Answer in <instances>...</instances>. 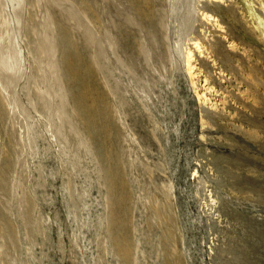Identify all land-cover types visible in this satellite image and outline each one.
Returning <instances> with one entry per match:
<instances>
[{"label":"rangeland","instance_id":"374dc122","mask_svg":"<svg viewBox=\"0 0 264 264\" xmlns=\"http://www.w3.org/2000/svg\"><path fill=\"white\" fill-rule=\"evenodd\" d=\"M217 1L154 0L152 27L130 0H0V42H12L30 74L16 97L30 105L33 92L44 93L37 101L46 105L48 141L45 169L34 172L40 184L23 178L20 190L0 197L22 227L17 254L9 243L2 250L4 264H264L256 193L264 188V0ZM67 41L79 49L77 63L93 66L89 105L112 108L115 128L99 141L74 112L61 62ZM190 47L194 84L184 68ZM0 129V161L9 170L25 135L8 134L1 122ZM31 147L18 159L27 167L36 159V170L40 155ZM110 170L126 181L118 216L127 229L119 236L132 246L128 259L112 242ZM29 215L39 220L29 228L37 233L24 230Z\"/></svg>","mask_w":264,"mask_h":264},{"label":"bare ground","instance_id":"6f19581e","mask_svg":"<svg viewBox=\"0 0 264 264\" xmlns=\"http://www.w3.org/2000/svg\"><path fill=\"white\" fill-rule=\"evenodd\" d=\"M206 1H209V2L211 1V2H214L215 5H218L216 3V2H218L217 0H206ZM130 2H132V5L136 9L137 13L141 16V18L147 24L151 25L152 27H157V20H156V18L153 17V13L155 12L154 11L155 10L154 9V0H130ZM219 6H220V4H219ZM206 10H208V9L204 5L203 11H206ZM203 15L208 20L212 18L211 15H207L206 13L204 14V12H203ZM216 22H218V21H216ZM30 31H33V30H30ZM125 33H123V34H125ZM26 35H29V34H26ZM129 35L130 34H127L126 38H128ZM7 37H9V36H7ZM2 38H4V37H2ZM11 43L12 42H8L7 45H3L0 42V122H1V126L3 125V126H6L8 128L7 129L8 134H10V130H11L15 137H17L18 135L21 134V137L23 135H25V138L22 141L23 143L20 142L17 144L18 150H14V158L9 161V164H8L9 170L5 169L3 166V163L0 161V197L1 196H3V197L9 196L11 194V190H15V192L20 190L21 181L23 178L27 179V181L29 180L30 183L32 182L33 185H36V186H37V184L39 185L40 183H38V182H39V180H41V178L38 179L39 177L35 176L34 172H36L37 170L40 171L41 169L42 170L45 169V167L43 166V162H44V156H46V152L48 151V141L46 140L47 136H45V128H44V123H43V117L45 114L46 105L42 101H37L38 98H39V100H43V101L45 100V98L41 99L42 96H44V93L33 92V93H35V95H33L32 98H30V100H29L30 105H28V101H27L26 97L24 99H22V98L17 99V97H20V94L18 92L19 86H22V87H20L22 89L25 88V91H26V88L29 87L27 81L29 80L28 77L30 76V74L28 73V66L26 63H24L22 61L16 62V60L14 59L15 57L13 56V45ZM124 44L125 45L127 44L126 39H125ZM190 45H193L191 47H194L195 49L199 48L198 43H196V42L192 43ZM191 47H190L189 51L186 48L187 56L185 58L184 68H185V72H186L188 78H190V80L193 81L194 76H195V71H194V67L192 65V61H191V52H192ZM126 48H127V46H126ZM196 50H198V49H196ZM62 53H63L62 60L60 59L62 62V70H63V73H64L70 87H72L74 89V93H73V101H74V105H75L74 112H75L77 121L86 130V132L90 135V138H92V140L99 141V137L105 135L111 127H112V131L115 128L114 116L112 115V108L110 107V103H108L107 105L103 104V105L99 106L97 109H94L92 106L89 105V103H91L95 99L94 95L96 94V90H97L96 86L93 83V77L95 75V72L92 68L93 66L92 67L91 66H89V67L84 66L83 67V64L77 63V61L81 57L79 49L77 48L76 45L71 44L68 41L66 42L65 49L63 50ZM88 80H90L91 85L88 83ZM196 80H198V79H196ZM194 83L195 82L193 81V84ZM39 84H43V83L41 82ZM190 86H192V84ZM195 87H197V85ZM28 90H29V88H28ZM27 93H29V92H27ZM196 94H197V92H196ZM24 96H26V94ZM28 96H30V94ZM202 103H203V101H202ZM35 113L36 114L38 113L40 115L37 116L38 118H37L36 124L33 125L31 122L34 120ZM18 115H23V118H24V116H26V120L24 118V121L21 123L17 119L19 123L17 122L14 124L11 121L13 123V125H9V122H8L9 119L15 120V117L17 118ZM16 124H18L19 126H17ZM14 125L17 126L15 130H13ZM18 128H20V129L17 130ZM4 137H5V134L0 129V140H2ZM24 140H25V142H24ZM17 142H19V141H17ZM29 142H30V144H28ZM31 143L34 144L33 147L30 146ZM28 146L31 148L35 147V150H33V151H35L38 155H40L39 158L37 157L38 158L37 160L40 163H39L38 167L36 168V170H34V166L36 164L34 162V160L36 161V159H34L33 161H30V162L28 161L29 162L28 167L25 166V164L23 165L21 160L18 159L19 154L21 152L23 153L24 151H27ZM101 150L106 157H108L112 160V163H113L114 161H113L112 152L105 150V149H102V148H101ZM30 151L31 150H29V152ZM25 154H26V152H25ZM23 159H24V157H23ZM24 161H26V160H24ZM26 167H27V169L30 170L29 178H28V173H29L28 170L24 171ZM10 174H12L11 177H10ZM107 179H108L109 193L113 197L114 205H115L114 211L112 212V223L114 224V228H115V231L113 230V234H112V242H114L115 249L121 254V256L124 259H128L130 257L131 251H132L131 250L132 246H131L130 241L127 238H121L119 236V232H123V234L125 235V231L127 229L125 227V220L122 221L118 216V208H119V206L123 205L124 201H125L124 196L119 194V190L124 185H126V181L123 179H120L119 174L116 171H111V170L108 171V173H107ZM10 180L12 181V185H10L11 184ZM41 187H42V185H41ZM26 188H29V187H25V189ZM27 191H25V192H27ZM254 191H255V189H254ZM20 192H22V191H20ZM13 193H14V191H13ZM256 193H258V195H257L258 200L260 202L264 203V188H258ZM33 194H34V192H33ZM21 195L24 196V194H21ZM25 195H26V193H25ZM28 196H30V195L28 194ZM23 198L20 197V199H23ZM25 198L27 199V196ZM26 199H23V203H22V205L20 204V206L24 209V211L27 212V211H30L31 207H33L34 205L32 206L31 202L29 203L28 201H26ZM13 204H14V202H13ZM6 205L8 206L9 204L6 202ZM13 206L16 207V204H14ZM15 207H14V209H15ZM17 210H18V208H16V212H17ZM19 212H21V211H19ZM7 213H8L7 208L1 202V199H0V241H1L0 242V264H4V261L1 258V256H3L4 258L7 257V254L5 252H3L2 250H4L8 246V243L11 245L14 253L17 254V252L19 251L18 250L19 245H18V243H15V241L21 242L19 240L18 235H19V233H21L20 230H22L21 229L22 227L19 226L18 224L12 223L11 220L8 219ZM13 213H15V212H13ZM20 214L22 216H24V214H22V213H20ZM33 214H34V212H33ZM30 215H31V213H30ZM16 216H17V214H16ZM18 217H15L16 220ZM38 217L39 216H37V218ZM27 218H29V219L26 220V228L24 227L25 228L24 230L27 229L30 231V233H33L34 231L38 230L37 229L38 226H37L36 230H34V231H31L29 228H31L32 230L35 229V226L38 224L39 220H38V222H35V220H37L36 218H35V220H34V218L32 219L31 216L27 217ZM21 220H22V218H21ZM42 221L44 222V220H42ZM21 222L25 223V220L21 221ZM17 223H19V221ZM24 232L26 234V231H24ZM36 233H37V231H36ZM36 233H35V235H36ZM26 237H24V238L27 239L28 237L27 238ZM27 241H29V240H27ZM14 259H17V258H14ZM18 260H19V258H18Z\"/></svg>","mask_w":264,"mask_h":264}]
</instances>
